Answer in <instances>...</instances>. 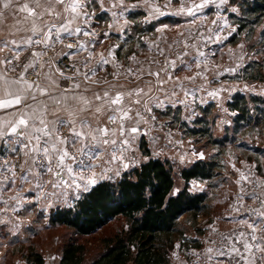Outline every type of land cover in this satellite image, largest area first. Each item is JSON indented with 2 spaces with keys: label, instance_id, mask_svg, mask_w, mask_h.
<instances>
[{
  "label": "snow or ice",
  "instance_id": "obj_1",
  "mask_svg": "<svg viewBox=\"0 0 264 264\" xmlns=\"http://www.w3.org/2000/svg\"><path fill=\"white\" fill-rule=\"evenodd\" d=\"M104 5L105 0H0V53L7 51V55H0V224L6 223L3 217L9 210L19 214L34 199L55 202L70 192L77 194L72 196L76 199L102 180H111L160 155L153 151L160 137L152 132L163 127L157 123L155 110L167 114V110L178 105L188 108L203 90V85H195L197 78L207 79L203 71L183 79L172 75L177 67L181 71L185 67L191 70L192 63L199 67L203 52L191 63L185 62L188 53H184L159 71H148L147 76L154 77V82L128 69L126 78L135 76L141 80L135 87L117 82L119 70L112 74V82L94 79L107 64L120 67L115 62L118 45L109 49L107 56L99 54L96 64L89 67L99 43L94 29L103 18L95 15V9L99 6L101 12H111L116 17L113 9L123 15L129 8L137 7L124 0H114L109 7ZM153 11L165 15L157 7ZM187 12L194 14L193 8ZM225 39L226 36L215 37L216 42ZM57 45L62 46L59 52H55ZM80 53H86L83 61L65 63V58ZM239 59L243 61L244 57ZM241 66L238 63L237 68L225 71L235 73ZM169 83L172 86L165 88ZM209 95L215 97L217 93ZM144 137L148 138L147 151L152 155L142 154ZM166 147L161 145L162 149ZM199 156L203 159L202 153ZM241 179L247 178L241 174ZM14 187L16 193L7 196ZM249 198L260 199L254 193ZM243 224L248 232L225 237L229 244L226 249L217 250L216 256L227 257L229 264L232 260L236 264L264 262V199H260L259 207L250 209V217ZM213 251L207 249L209 254Z\"/></svg>",
  "mask_w": 264,
  "mask_h": 264
},
{
  "label": "rangeland",
  "instance_id": "obj_2",
  "mask_svg": "<svg viewBox=\"0 0 264 264\" xmlns=\"http://www.w3.org/2000/svg\"><path fill=\"white\" fill-rule=\"evenodd\" d=\"M125 1H133L135 5L141 4L142 8L124 13L126 22L121 31L124 36L119 34L118 41L113 37L110 38L109 34L107 35L109 37L105 36V31L99 25V27L97 26L99 43L94 48V58L90 65L92 67L96 64L99 54L103 53L107 56L108 48L118 45L119 47L115 51V62L120 67L117 69L112 64H107L97 72L94 79H106L112 82V74L119 70L121 75L117 82L126 84V87H133L134 84H140L141 80L135 76L126 78L128 69L139 73L144 80L151 79L154 82V77L147 76L148 71L156 72L165 68L168 61L177 60V55L188 53L187 56H184V60L186 63H191L199 52L204 53V57L200 58L203 62L199 67L192 63L191 70L185 67L181 71L180 67H177L172 72L174 78L183 79L203 71L207 79L197 78L195 81V85L204 86L203 90L197 93V98L190 103L188 108L178 105L177 108L167 110V114L155 110L158 112L157 123L163 127L152 132L153 136L160 137L153 149L160 155L154 157L168 160L173 165L176 175L183 166H188L201 159L199 156L201 153L203 159H213L218 163L213 178L203 181L194 180L191 181L192 186L190 185L193 188L194 183L196 192L205 191L207 197H211L210 202L206 199L205 211L185 223L186 237L197 239L195 243H199V239L193 238V236L204 237L209 233L213 216L219 211V204L232 197L221 193L225 190L224 187H228V191L231 189L245 191L256 188L262 192L261 195H258L259 198L264 199V121L256 127H240L234 132L232 128L234 113L227 108V102L238 92L248 94L253 91L264 95V79L253 81L246 77L248 64L252 61H259L262 63L261 71L264 78V47L261 45L264 23L257 25L252 32L248 26L243 31H239L238 19L243 17L242 2L244 0H227V3H222L221 0H171V3L169 0ZM200 4L204 6L194 7V5ZM154 7L159 8L165 15L158 17L159 14L153 11ZM182 8L185 11H180ZM188 8H193L194 14H189ZM233 8L236 9L235 12L232 11ZM232 29L235 31L233 32ZM217 35L226 36L227 39L216 42ZM193 45L195 47H192ZM60 47L61 45H57L55 52L61 51ZM63 51L66 50L63 49ZM2 55H7L6 51ZM241 56L244 57L243 61L239 59ZM70 59L75 62L84 60L81 56L78 58L77 55ZM238 63L242 66L237 72L225 71L237 68ZM251 70L249 69V72ZM161 76L164 77L165 73L161 72ZM171 86L170 83L164 85L165 88ZM189 86L194 85L189 83ZM212 92H216L217 95L215 97L209 95ZM181 98H183L182 95ZM189 100L191 101L192 98L189 97ZM209 103L213 104V110L207 117L211 134H189L182 122H186L189 127H194L195 118L202 116L201 106ZM167 132H170L171 136L166 137L165 133ZM224 137H227V140H223ZM142 139L145 140L146 146L149 148L148 138ZM165 144L167 147L162 149L161 145ZM142 154L145 155L143 150ZM131 169L133 168L128 171ZM123 173L114 176L111 180L118 179ZM241 174L247 179L242 180ZM218 183H220L219 188L214 189L213 187ZM199 185L203 187L201 190H199ZM64 199L60 200V202L63 201L61 206L54 204L55 207L50 211L49 209H33L31 207L29 213H26L22 218L26 223L23 225L26 226H15L12 223L14 222L13 215L3 217L6 224H11L10 226L0 224V245H2L0 246V264H27L26 255L30 252H39L44 258V264H59L62 247L69 239L77 240L87 246L86 258L88 260L103 251V238L115 236L126 228L124 220L116 219L96 233L80 236L70 228L53 225L49 218L51 212L57 207L70 206L76 200L72 197ZM18 218L20 219L19 215ZM181 220L183 217L180 218ZM229 236L232 235L228 233L221 235L217 245L226 248L229 241L225 237ZM200 246L199 243L198 247H190L182 240L177 241L172 256L178 253L181 259L175 264H186L185 251L190 248H200ZM172 261H174V257Z\"/></svg>",
  "mask_w": 264,
  "mask_h": 264
},
{
  "label": "trees",
  "instance_id": "obj_3",
  "mask_svg": "<svg viewBox=\"0 0 264 264\" xmlns=\"http://www.w3.org/2000/svg\"><path fill=\"white\" fill-rule=\"evenodd\" d=\"M242 13L243 17L238 19L239 31L248 26L252 32L264 23V0H244ZM261 45L264 47V28ZM261 65L259 61L250 62L246 77L263 80ZM227 108L234 113V132L240 127H256L264 121L263 94L238 92L227 102ZM200 110L202 116L195 118L194 127L182 122L191 135L211 134L207 117L213 104L201 106ZM147 149L145 143L142 150L150 155ZM141 164L116 180H102L83 192L72 205L57 207L51 212V224L70 228L80 236L96 233L112 220L126 222V228L120 233L103 238V251L88 260L87 246L69 239L62 247L59 264H171L177 241L182 240L190 247L199 246L195 243L197 239L186 237L185 223L205 211L207 192H194L190 185L194 180L213 178L218 163L213 159H199L183 166L178 175L168 160L152 157ZM26 261L27 264L45 262L39 252L28 253Z\"/></svg>",
  "mask_w": 264,
  "mask_h": 264
},
{
  "label": "crops",
  "instance_id": "obj_4",
  "mask_svg": "<svg viewBox=\"0 0 264 264\" xmlns=\"http://www.w3.org/2000/svg\"><path fill=\"white\" fill-rule=\"evenodd\" d=\"M112 2H114V0H105L104 6L109 7V5ZM124 2L127 5H134L135 4V2H133V1L126 2L124 0ZM140 8H142L141 4L137 5V7H135V8H129L127 11H124V13L132 12L131 10H137ZM113 11L117 12L116 17H113L111 12H108L107 14L101 12L99 6H97V8L95 9V15L103 17L98 23L100 28L102 30H104L105 32H107L111 36L110 38L113 37V39L118 41L119 34H121L122 37L124 36L121 33V31L125 26L126 19H125L124 13H123V15L119 14L120 13L119 9H113ZM170 14H171V11H170ZM158 17H162V16L159 15ZM114 21H115V23H114ZM93 23L94 24L96 23L95 19L93 20ZM97 26L94 29L96 32H97V29L99 27V26L98 27ZM107 37H109V36H107ZM80 39L87 40L88 38L87 37H81ZM67 42L68 41H65V43H67ZM61 48H62V46L59 49H61ZM108 49H111V48H108ZM64 50L70 51L68 49H64ZM6 54H7V51H6ZM0 55H2V53H0ZM85 55H86V53H80L79 55H77V57L80 58V56H81L84 59ZM22 58H23V55H22L21 59ZM90 65H89V67H90ZM136 85L137 84H134L133 87H135ZM150 155H151V152H150ZM152 157H154V156H152ZM17 159H19V158H17ZM96 163H100V161H97ZM98 170L101 171V169H97V172H100ZM17 183H19V181H17ZM191 186H192V184H191ZM219 186H220V183H218L213 188L214 189L219 188ZM199 188H200L199 190H201L203 187L200 186ZM224 188H225V190H223L221 193L230 195L232 197L228 201H226V202L222 201L219 204V211L216 212L215 215L213 216V222H212L211 227H210V232L207 233L206 235H204V237L199 236V235H197L196 237L193 236V238L199 239V243L201 244V246H200V248H190V249H187L185 251V254L187 257L186 264H229L227 257L216 256L217 250L226 249L228 244H229V242H227L226 248H224V247L222 248V247L218 246L217 245L218 238L221 235L226 234V233H228L229 235H232L234 237L239 232H245V233L248 232V229L243 224V221L246 219H249L250 209L257 208L260 205V199H250L249 194L254 193L256 196H258V195H261L262 192L256 188L255 189L252 188L249 190L246 189L243 192H242V190H238V189H236L235 191H234V189L233 190L231 189L230 191H228L227 190L228 187H224ZM191 190L194 192L197 191L194 183H193V188H191ZM16 191H17V189L14 187L11 191H9L7 193V196L14 195L16 193ZM25 191H27V187L25 188ZM75 194L76 193L70 192V194L68 195L69 197H65V198L71 199V197ZM209 195H211L210 192H209ZM79 196L80 195L78 194V197ZM241 196H242V198H241ZM210 199H211V197H207V201L210 202ZM62 202H60V200H58V201L56 200L55 202L52 200L45 201L43 199H40L39 202H36L34 199L33 204L32 205H25V208L21 209L19 214L12 213L9 210L7 215H13L14 216V220H13L14 222H12V223L15 224V226L16 225L22 226L23 224H26L22 218L24 215H26V213H29V210L31 207L33 209H44V210L49 209V211H50L53 207H55L54 204H56V206H61ZM18 215L20 216V219L18 218ZM251 218L254 219L255 217H251ZM15 219H17V220H15ZM10 224L11 223H7V224L5 223L4 225L10 226ZM23 226H26V225H23ZM262 227H264V225H262ZM258 235H259V233H258ZM237 246L239 247L240 245H237ZM209 248H212L214 250L213 253L209 254L207 252V249H209ZM259 255H260V253H256V256H259ZM210 256L213 258L210 259ZM173 257H174V261H172L171 264H175V262H178L181 259L180 255H178V253L174 254ZM231 264H236V261L232 260ZM256 264H264V262L257 261Z\"/></svg>",
  "mask_w": 264,
  "mask_h": 264
},
{
  "label": "built area",
  "instance_id": "obj_5",
  "mask_svg": "<svg viewBox=\"0 0 264 264\" xmlns=\"http://www.w3.org/2000/svg\"><path fill=\"white\" fill-rule=\"evenodd\" d=\"M49 55H55V53L54 52H50ZM73 62H75V61L71 60L70 58H65V63L72 64ZM77 66H79L78 63H77Z\"/></svg>",
  "mask_w": 264,
  "mask_h": 264
}]
</instances>
